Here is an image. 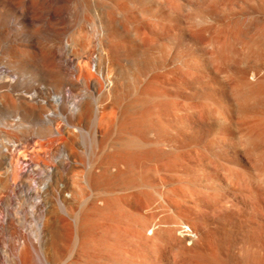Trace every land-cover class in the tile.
Returning <instances> with one entry per match:
<instances>
[{"label": "bare ground", "instance_id": "1", "mask_svg": "<svg viewBox=\"0 0 264 264\" xmlns=\"http://www.w3.org/2000/svg\"><path fill=\"white\" fill-rule=\"evenodd\" d=\"M190 155L264 210L225 163H264V0H0V264H224L129 213L169 207Z\"/></svg>", "mask_w": 264, "mask_h": 264}, {"label": "rangeland", "instance_id": "2", "mask_svg": "<svg viewBox=\"0 0 264 264\" xmlns=\"http://www.w3.org/2000/svg\"><path fill=\"white\" fill-rule=\"evenodd\" d=\"M189 157H187L189 160H185L186 162L182 161V166L184 167L181 165L176 166L179 168L176 171H172L174 173H170L171 175L173 174V178L178 176L183 178V181L180 183L174 182V187L177 188H175L176 191H173L174 193L170 196L172 200L169 207H161L158 205L152 208H141L137 211L131 209L129 213L133 215L137 214L138 216L152 217L154 220L162 221L164 225L181 222L189 226L190 229L195 232V239L193 242L191 239H185L184 245L187 248L193 247V250L196 249L197 252L191 250V248L189 249L194 253L191 251L187 252L190 253V255L195 254L194 258L198 256V252L204 251L205 255L207 253H212L215 257L217 256L220 260L222 259L221 261L224 264H264V210L257 215L254 214L253 217H249L250 214L248 213V209L244 206V203L250 201L252 198L249 196L251 191H246L247 188L245 190H240V192L237 190H230L226 195L222 193L211 194L210 192L200 191L201 184L197 180L198 175L196 174L198 171L196 172L195 168H198L196 167L198 164H204L206 169L204 171L211 172V167L208 166L210 163L205 162L206 160H202L201 163V160L196 161L195 157L191 158V155ZM22 158L26 157L22 156ZM225 163L229 166L233 175L235 174V176H237L235 178L236 181L241 183L240 177L243 176V172L247 173L251 179L250 188H254V192L257 190V193L259 191V193L261 192V194L263 193L264 195V177L262 176L264 172V163H259L258 168H256L254 164L239 165L228 161ZM260 165L262 168H260ZM176 172L178 175H176ZM222 175L221 173L220 176ZM194 177H196V180ZM238 178L240 179L238 180ZM247 196H249V198ZM211 199L216 200V202H219V200L223 202L225 200L230 206H228L229 208L227 210H223L224 206H220V203L216 205L209 204L208 200ZM221 207L223 211H220ZM126 223H129L127 218L121 219L120 228ZM132 228L133 226L131 225L128 231L129 229L132 230ZM178 232L179 230L177 229V235H179ZM120 252H122V254L133 252L136 264H155L157 259V254L154 253V251L137 243L121 242ZM201 253L203 257H205L204 253ZM188 257L189 255L187 259ZM191 258L193 260V257H190V260ZM205 258L204 262L207 260V257Z\"/></svg>", "mask_w": 264, "mask_h": 264}]
</instances>
